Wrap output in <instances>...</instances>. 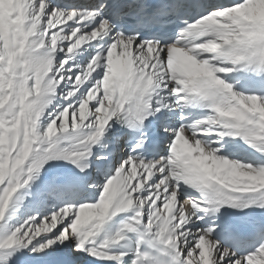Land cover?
Segmentation results:
<instances>
[{"label": "snow or ice", "instance_id": "snow-or-ice-1", "mask_svg": "<svg viewBox=\"0 0 264 264\" xmlns=\"http://www.w3.org/2000/svg\"><path fill=\"white\" fill-rule=\"evenodd\" d=\"M0 264H264V0H0Z\"/></svg>", "mask_w": 264, "mask_h": 264}, {"label": "rangeland", "instance_id": "rangeland-1", "mask_svg": "<svg viewBox=\"0 0 264 264\" xmlns=\"http://www.w3.org/2000/svg\"><path fill=\"white\" fill-rule=\"evenodd\" d=\"M17 222L16 218H14L12 221H11V224L15 225Z\"/></svg>", "mask_w": 264, "mask_h": 264}]
</instances>
